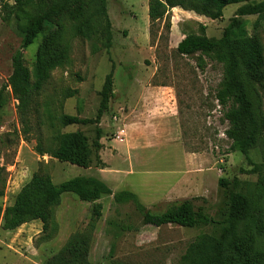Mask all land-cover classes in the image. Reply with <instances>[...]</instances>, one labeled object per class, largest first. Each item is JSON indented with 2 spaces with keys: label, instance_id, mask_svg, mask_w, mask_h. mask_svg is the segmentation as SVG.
I'll list each match as a JSON object with an SVG mask.
<instances>
[{
  "label": "rangeland",
  "instance_id": "1",
  "mask_svg": "<svg viewBox=\"0 0 264 264\" xmlns=\"http://www.w3.org/2000/svg\"><path fill=\"white\" fill-rule=\"evenodd\" d=\"M5 1L14 4V0ZM241 5L228 6L218 20L174 8L156 24L151 36L149 0H86L83 10L65 13L48 26L25 52L30 72L40 56L52 68L32 108L28 139L23 134L14 98L10 97L1 113L2 211L13 204L36 173L50 175L58 185L79 176H97L104 166L109 168L106 182L118 191L109 174L131 169L128 190L153 213L189 199L221 222L227 216L232 191L256 197L258 205L243 253L234 256L238 258L235 264H264V192H258L259 175L248 173L252 166L246 157L230 151L231 141L225 134L229 127L224 118L227 108L216 101L224 77L223 65L205 58L203 70L195 58L176 52L187 35L201 34L202 26L208 38L220 39ZM1 7L0 0V89L12 73V58L21 45L22 27L28 21L21 15L5 22ZM27 12L32 16L39 13L31 9ZM241 20L247 37L258 36L264 56V15ZM112 70L114 97L100 123L64 127L65 115L96 119L101 91ZM257 89L260 101L256 107L264 122V82ZM155 90L158 94L153 96ZM146 98L151 103L147 115L160 118L168 114L175 118L172 127L179 131L184 153L195 156L194 161H188L186 154L187 160L174 163L179 156L174 147L169 150L175 158L166 155L169 151H164L159 141L165 126L159 121L141 127L138 115L145 109ZM133 120L139 124L132 125ZM120 129L127 130L121 135L124 139L129 134L155 137L150 144L152 151L143 157L151 160L150 166L144 165V159L133 151L130 157L114 151L111 141L118 138ZM72 132L83 133L88 141L92 151L89 169L40 156L35 151L38 138L49 149L55 147L59 135ZM95 145H100V149ZM249 157L253 164L264 167V131ZM220 178L230 182L227 188L219 186ZM170 183L174 194L162 195ZM154 188L162 196L155 198ZM98 204L102 209L97 219L92 212L94 205L82 203L72 193L63 194L52 209V222L46 233L39 221L15 231H3L1 220L0 264H45L56 256L74 259L78 254L85 255L91 264H177L198 235H220L218 225L194 229L144 225L132 203H117L112 196L102 198ZM240 233L243 234L242 229Z\"/></svg>",
  "mask_w": 264,
  "mask_h": 264
},
{
  "label": "trees",
  "instance_id": "2",
  "mask_svg": "<svg viewBox=\"0 0 264 264\" xmlns=\"http://www.w3.org/2000/svg\"><path fill=\"white\" fill-rule=\"evenodd\" d=\"M86 0H14L10 5L1 0L4 21L12 22L21 15L27 17L22 27V41L12 58V73L0 89V126L1 113L14 98L17 112L27 138L31 132L30 115L36 97L50 78L51 66L39 57L30 72L26 66L25 52L36 41L39 35L65 13L83 10ZM242 4L234 17L230 19L220 39H210L205 35V27L201 34L187 35L177 46L179 55L195 58L204 70L205 58H210L223 65L224 77L216 93V101L227 108L224 118L229 127L225 132L231 141L230 151L240 152L252 166L249 174H258V192H264V167L253 164L249 153L263 136L264 122L257 111L260 96L257 85L264 82L263 47L256 34L247 37L242 29L241 18L264 15V1L254 3L252 0H149L148 16L150 33L159 21L165 19L167 13L174 8L195 12L200 16L218 20L223 17L224 10L231 5ZM27 9L37 10L32 16ZM71 97V96H69ZM114 97V70L105 79L98 114L95 120L82 119L78 116L65 115L63 126L88 125L100 123L110 109ZM100 131H98L99 134ZM28 139V138H27ZM35 151L40 156L48 155L62 163H70L82 168H89L91 148L81 132L64 133L56 138V145L46 149L41 138H38ZM100 149V145H95ZM218 184L227 188L230 182L220 178ZM65 193L76 195L79 201L93 206V215L101 216L102 205L98 201L113 196L110 187L99 178L79 176L61 184H54L48 174L36 173L16 195L12 205L0 208L1 229L11 232L20 227L39 221L46 233L52 222V209ZM0 196L3 192L0 191ZM117 203H132L142 215L143 224L157 228L179 226L183 228H199L202 226H220V235H198L187 247L177 264H235L241 256L247 242L248 229L252 225L253 212L258 205L256 197H249L240 192L232 191L228 198V213L221 221H216L203 207H196L194 200H182L168 207L164 212L149 211L138 196L133 192L122 191L114 195ZM242 229L243 234L240 233ZM45 264H91L85 255L78 254L74 259L56 256Z\"/></svg>",
  "mask_w": 264,
  "mask_h": 264
},
{
  "label": "crops",
  "instance_id": "3",
  "mask_svg": "<svg viewBox=\"0 0 264 264\" xmlns=\"http://www.w3.org/2000/svg\"><path fill=\"white\" fill-rule=\"evenodd\" d=\"M155 91H156L155 94H152L153 96L158 94L157 90H155ZM147 100L148 99L146 98V101ZM148 102L149 101H147V103H145L143 105V106H145L144 107L145 109H143V110L141 109L142 111L139 112V115H138V118L140 120L139 123H140L141 127H145L146 125H149L150 123L153 124V123H155V121H159L160 123H162L165 126V128L163 129V132H164L163 138L160 139L159 141L161 143V148L164 151H166V150L169 151V153L166 155H168V156L172 155L173 158H175V155L173 154L174 152L169 150V149H172V147H174L179 152V156H177V159L174 163H176L178 160H187V158H188V161L189 160L194 161L193 157H195V156L192 157L187 153L186 154L188 156L186 158V154L184 153L183 145L181 143V136L179 134V131L176 129V127H172V126H175V124H176L175 118H173L172 116H169L168 114L162 115V117H160V118L159 117L152 118L153 116H149V114L147 115V109H151V107H150L151 103L148 104ZM142 112H143V114H142ZM141 114H142V116H141ZM133 121H135V120H133ZM132 123H133L132 125L139 124L136 121L132 122ZM168 128H170V129H168ZM120 130H124L125 131L124 134L127 131L125 129H120ZM154 138L155 137H151L150 135H146V134L141 136V137H136V136L134 137V136H131V134H129V136H127L126 139L118 137L116 139H113L111 141V143L113 145L112 147H113L114 151H116L118 155H121L123 157H127V156L130 157L131 152L133 151L137 154L136 156H138L139 158L140 157L143 158L146 154H148L149 152L152 151L153 148L150 146V144H152L155 141ZM172 144H175V146H173ZM141 162L144 165H148V166H150V164H151V160H145L144 159V160H141ZM87 169H89V168H87ZM108 169L109 168L104 169V166L100 167V169L97 172V176H93V177L99 178L100 180L104 181L110 187V189L113 192L112 197H114V195H116V194L121 193L122 191H127V192L131 193V191L128 190L131 187H129L127 185L128 184L127 180L131 177V169H128V170L124 169L121 171H116V172H119L117 174H111V175L109 174V178L113 182H115V184H117L116 188L119 189L118 191H116L115 187H112V185H109L105 180V174L108 173L107 172ZM170 185H171V183L169 184V186L163 192L162 195L166 194V196H172L174 194L175 190H173V189L171 190ZM155 188L152 192V193H154L155 198L158 196H162V195L158 194V192L155 190ZM176 193H178V192H176ZM86 204H90V203H86Z\"/></svg>",
  "mask_w": 264,
  "mask_h": 264
},
{
  "label": "built area",
  "instance_id": "4",
  "mask_svg": "<svg viewBox=\"0 0 264 264\" xmlns=\"http://www.w3.org/2000/svg\"><path fill=\"white\" fill-rule=\"evenodd\" d=\"M218 103V102H217ZM218 105H219V103H218ZM124 130H120L119 132H118V137H121V135H124Z\"/></svg>",
  "mask_w": 264,
  "mask_h": 264
}]
</instances>
